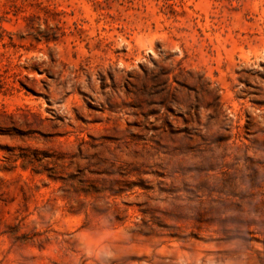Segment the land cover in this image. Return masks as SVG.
<instances>
[{
	"label": "rangeland",
	"instance_id": "rangeland-1",
	"mask_svg": "<svg viewBox=\"0 0 264 264\" xmlns=\"http://www.w3.org/2000/svg\"><path fill=\"white\" fill-rule=\"evenodd\" d=\"M0 264H264V0H0Z\"/></svg>",
	"mask_w": 264,
	"mask_h": 264
}]
</instances>
